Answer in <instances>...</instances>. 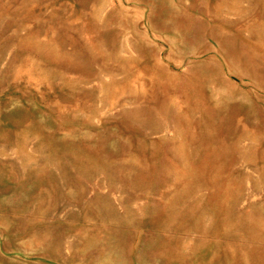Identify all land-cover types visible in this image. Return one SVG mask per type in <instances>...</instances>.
Here are the masks:
<instances>
[{
  "label": "rangeland",
  "instance_id": "374dc122",
  "mask_svg": "<svg viewBox=\"0 0 264 264\" xmlns=\"http://www.w3.org/2000/svg\"><path fill=\"white\" fill-rule=\"evenodd\" d=\"M0 264H264V0H0Z\"/></svg>",
  "mask_w": 264,
  "mask_h": 264
}]
</instances>
